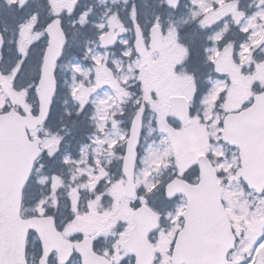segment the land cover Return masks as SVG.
Returning a JSON list of instances; mask_svg holds the SVG:
<instances>
[{
	"label": "snow or ice",
	"instance_id": "6c2138e0",
	"mask_svg": "<svg viewBox=\"0 0 264 264\" xmlns=\"http://www.w3.org/2000/svg\"><path fill=\"white\" fill-rule=\"evenodd\" d=\"M0 264H264V0H0Z\"/></svg>",
	"mask_w": 264,
	"mask_h": 264
}]
</instances>
